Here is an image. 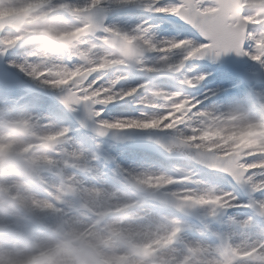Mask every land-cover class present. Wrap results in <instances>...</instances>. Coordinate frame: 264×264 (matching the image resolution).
Instances as JSON below:
<instances>
[{
	"label": "snow or ice",
	"instance_id": "6c2138e0",
	"mask_svg": "<svg viewBox=\"0 0 264 264\" xmlns=\"http://www.w3.org/2000/svg\"><path fill=\"white\" fill-rule=\"evenodd\" d=\"M14 3L17 7H26L27 12L10 22L0 23V58L12 49L23 50L22 62L13 61L10 67L36 82L40 88L58 92L60 102L69 113H76L83 107L87 119L94 122V130L99 136H105L112 130L126 129L156 130L169 134L170 143L161 145L165 151L186 155L198 166L225 174L250 196L248 204L241 205L231 192H218L211 187L201 189L200 182L192 180L190 171L182 172L179 179L159 173L164 183L153 186L152 181L157 179V175L149 170L137 173L135 170L118 169V174L128 180L127 186L132 189L122 211L140 205L153 207L152 202L158 201L160 206L174 208L179 213L207 209L209 216L216 217L221 210L246 207L251 208L256 216L264 218V199L251 198L256 193H264V150L259 149V142L253 141L249 149L233 153L198 138L205 131L203 125L206 122L228 120L238 121L243 126H259L264 125V116L253 117L243 105L230 107L228 111H201L198 102L187 94V90L198 86L205 76L189 78V75L182 72L187 62L201 60L205 56L218 60L229 53L248 57L264 67V0H86L82 5L69 0H14ZM100 6L107 9L137 7L150 14L176 17L189 29L199 33L202 42L188 37L158 40L152 34L151 27L145 26L147 22L130 31L115 25L105 26L92 14V10ZM65 17H72L79 23V27L87 29L106 46L118 47L120 59L110 69L94 70L96 61L86 60V54L79 52L71 41L57 42L55 33L69 31V20ZM60 25L65 27L61 28ZM57 43L67 49L69 61L73 55H79L81 62L66 63L65 53L61 52ZM181 49L182 58L172 62L174 50ZM29 52L39 53L44 63L29 59ZM151 57L157 58L153 60ZM49 59L51 63H48ZM109 72L114 78L106 82L105 73ZM134 72L148 75L150 79L138 82L136 86L125 87L120 83ZM61 74L79 78L59 83L57 78ZM161 78L179 81V86L173 91H167L165 85L157 83ZM149 90L155 97L183 100V111H177L171 118L166 117L165 124L159 128L117 127L124 121L151 119L143 110H138V115L128 110L133 104L144 107ZM102 93L108 99H98ZM109 105L124 111L118 116L104 119L103 112ZM33 108L34 105H26L19 110L4 109L2 112L6 118L0 119V143H13L12 150L0 153V174L8 178L6 182L0 183V193L6 195V199H0V206L9 203L17 206L15 209L4 210L3 227L6 231L0 233V264H130L132 256L141 255L140 247L131 237L124 239L119 246H110L107 242L101 244L95 239L97 226L113 213L108 209L90 207L82 193H95L98 196L105 191L102 186L84 188L74 176L64 178L61 173L57 191L64 188L65 184L72 185L70 200H63L61 195L38 199V192L28 196L23 194L24 188L31 186L37 189L45 183L46 178L41 177V172L53 166L51 160L35 155L34 145L18 143L11 136L12 131L17 129L31 133L36 123L50 119L33 115ZM194 122L200 126L194 127ZM42 127L50 130L45 134V139L67 142L70 131L68 127H59L52 122L43 123ZM52 147L54 150V144ZM63 154L82 161L73 164V168L85 173L92 171L90 162L83 158V149L80 154ZM188 184H196L197 187L189 188ZM173 185L184 187L177 191H165ZM158 193H163V197L158 196ZM61 205H70L72 211H66ZM21 210L32 220L17 223L25 221ZM81 215H87L89 219L96 217L93 225L81 226ZM162 217L173 226L174 238L184 243L190 253L204 248L221 257L231 254L225 264L257 261L264 264V230L255 239L233 245L231 236L220 235L217 237L218 242H215L205 229L206 234L201 239L185 243L181 235L185 227L182 222L174 215ZM45 221L52 223L46 224ZM232 223L240 229L254 225L251 218L239 222L233 220ZM104 231L109 236L120 235V230L113 224H107ZM20 241L25 242L22 248L18 247Z\"/></svg>",
	"mask_w": 264,
	"mask_h": 264
},
{
	"label": "clouds",
	"instance_id": "9594fccd",
	"mask_svg": "<svg viewBox=\"0 0 264 264\" xmlns=\"http://www.w3.org/2000/svg\"><path fill=\"white\" fill-rule=\"evenodd\" d=\"M26 12L27 8L15 6L14 0H0V23H7L14 18L22 17ZM60 27L63 28L65 26L60 25ZM67 27L69 31L55 33L57 42L61 40L71 41L79 52L86 54V60L96 61L94 70L110 69L116 60L120 59L118 47L106 46L105 43L94 38L87 29L79 27V23L76 20L68 21ZM10 43H15V41H10ZM57 47L60 48L61 52L65 53L64 59L66 63L81 62L82 58L79 55H73L69 61L67 59V49H64L59 43H57ZM28 57L29 59L34 58L36 63H44L39 53L29 52ZM51 62V59H49L48 63ZM105 76L106 82L114 78L110 72L105 73ZM77 78L79 77H68L67 75L61 74V77L57 78V82L64 83L68 82L69 79L74 80ZM107 90L106 88L105 92ZM99 98L108 99L103 93ZM145 99L146 104L142 110L151 119L142 120L139 123L124 121L117 125V127L124 128L125 125H135L139 128H159L165 124L166 117L171 118L177 111H183L185 107V103L181 99L155 97L151 94L150 90ZM43 123V121L36 123L31 133H25L19 129L13 130L11 133L14 141L34 145L36 156L44 157L53 162V166L50 169L46 167L41 172V177H45L46 174L50 173L54 177V180L40 184L37 189H33L31 186L26 187L23 189V194L28 196L38 192V199H51L57 195H61L63 200L68 201L71 199L70 188L72 185L65 184L64 188L60 189L59 192L57 191L61 183V173L64 178L74 176L84 188H91L95 184L86 186L81 180L79 172L72 174L69 170L76 169L72 165L82 161L75 160L71 156L63 154L72 152L80 154L83 148L74 143H69L68 139L66 143L45 139V134L50 130L43 128ZM209 124H213L214 126H209ZM193 126L199 127L200 125L194 122ZM203 127L205 131L201 132L198 137L202 142L210 143L214 146L223 145L222 147L224 149L235 153L249 149L253 141H258L259 149L264 150V125L243 126L238 121L217 120L206 122ZM53 144L54 150L52 147ZM12 148V142L0 143V153L9 152ZM93 157V154L83 149V158H86L90 162V167L92 168V171L88 173L95 177L98 176L99 169L92 165L91 162L96 160V157ZM139 172L141 171H137V173ZM153 173L157 175V179L152 181L153 186L156 184L162 185L164 180L159 178V173ZM16 178L20 179L21 177ZM121 183L124 184V190H120L116 186L105 188L101 185L105 191L98 196L95 193L91 195L82 193L90 207L98 210L108 209L113 213L104 223L97 226L98 230H95V239L99 243L104 244L107 242L110 246H119L124 239L131 237L133 242L140 247L141 255L132 256L130 258V264H149V261L151 264H225L231 258V254L227 257H221L204 248L191 253L188 252L184 247V243L174 238L173 226L165 221L162 215H159L153 208L147 205H140L122 211L124 203L132 194V189L127 186L129 182L126 178L123 177ZM0 199H6V195L0 193ZM61 206L65 207V210L68 212L72 211L70 205ZM7 207L15 209L17 206L9 203ZM21 211L23 215L29 216L23 210ZM95 219L96 217L89 219L87 215H81L79 217L81 226L91 227ZM107 224L117 226L120 230V235L109 236L108 232L104 231ZM246 240L248 239L241 240L240 243H236L235 241H232V243L233 245L243 244ZM192 241H185V243H192Z\"/></svg>",
	"mask_w": 264,
	"mask_h": 264
},
{
	"label": "rangeland",
	"instance_id": "374dc122",
	"mask_svg": "<svg viewBox=\"0 0 264 264\" xmlns=\"http://www.w3.org/2000/svg\"><path fill=\"white\" fill-rule=\"evenodd\" d=\"M124 9L129 11L130 9L134 14L139 15V17H143L142 14L145 12L142 8L137 7H130V8H112L107 9L103 7H97L96 9L92 10V14L95 16L97 20H100L104 25L107 23L108 15L116 14L120 12L119 10ZM139 13V14H138ZM66 19L72 17H65ZM152 22H158V25L155 24L156 29L158 32H161V27L159 26L162 24L164 25L163 31L165 33L170 34L171 36L176 35V31L180 32L179 37H188L194 41L202 42V38L200 37L199 33L194 32L193 30L189 29L187 25H184L182 21H180L176 17H165L152 14ZM177 25L179 27H174ZM106 26V25H105ZM185 33V34H183ZM190 33V34H187ZM167 37L169 35H166ZM158 39V38H157ZM162 39V37H161ZM246 47V46H245ZM176 53H172L171 60L172 62H177L182 58L183 50H175ZM174 54V55H173ZM18 55H23V50L21 49H12L8 54H6L3 58H11L12 56L18 57ZM3 58L0 63V90L4 91V93L9 92L8 94L15 95L16 93L20 96L28 97L26 100L23 99V103L31 102V105H34L33 114L36 115H45V111L47 112L50 119L43 121L44 123H49L53 121V114L55 112L56 116L64 117L60 127H68L70 129L68 133V141H74L77 145L83 146L87 151L93 154L96 157V160L92 162V165L97 168L99 167L100 175L105 177L106 184L111 188L113 186L118 187L120 190H124V184L121 183L123 180V176H118V169H125V170H135L139 171V168L135 167V169L127 166L128 164H134L136 162H141L138 157L146 158L149 162L153 164H161L165 166L167 170L171 169L169 173H165L167 175H171L176 178L182 177V172H184V167L186 169H190L193 171V179L199 180L200 185H205L207 187H211L216 189L218 192H231L236 198L237 203L241 205L248 204L250 200L249 193L237 185L235 182H231L225 174L216 173L210 171L206 168L199 167L192 162H188L186 160L187 156L177 155V159H169V160H162L160 155L155 153L149 152L148 150L140 149V148H130L123 147V145H119L118 143L106 140L96 134H92L90 132H85L81 130V128L77 124V120L80 119L83 113L86 111L83 107L76 113H69L62 103L59 100V93L54 92L52 90H46L39 87V85L23 75V73L19 72L16 69L10 67V64L6 61H3ZM152 58V57H151ZM150 58V59H151ZM190 67V68H189ZM189 69L198 70L201 73L208 72L210 70H217L222 75L225 76L226 80L228 81L225 86H229L232 84L241 85L246 90V99L248 100L247 103L249 105V111L254 112L257 118L264 116V67H262L259 63L252 61L248 57H236V58H224L220 57L218 60H213L211 56H205L204 59L201 60H193L191 62H187L185 65V69L182 72L188 71ZM180 75V74H176ZM150 77L143 73L134 72L130 76L127 77V80H130L131 86H136L138 82L147 81ZM157 83H165L166 86L170 88V90H174L176 87L179 86V81L176 80H169L166 78H161L157 81ZM190 91L194 90L193 88L188 89ZM19 92V93H18ZM224 92L221 91V93ZM224 94V93H223ZM224 96V95H223ZM209 97V96H208ZM200 97H196L199 99ZM211 98V97H209ZM123 102H114V104H122ZM238 103V102H237ZM3 103L0 100V106ZM199 104V103H198ZM18 105V104H17ZM20 105V104H19ZM27 105V104H25ZM45 107L50 108V110H45ZM203 107V104L199 106L200 110ZM19 107H17L16 110ZM124 110L120 107H115L114 105H109L104 110L103 114L106 112L116 111V110ZM143 109V106L136 105L130 106L128 110L132 111L134 114H138V110ZM219 110V109H218ZM41 114V115H40ZM0 113V119H5L6 117ZM43 117V116H41ZM139 123V122H137ZM124 128H139L135 125L127 126L125 125ZM138 130V129H137ZM116 131V130H114ZM121 132H117L118 136H124L123 138L129 139L134 141L135 144L140 143H147L144 142L140 135L134 131V129H126L120 130ZM147 132H153L156 130H143ZM158 132V131H156ZM115 134V132H113ZM112 133V134H113ZM111 134V133H110ZM165 134V133H162ZM169 135V134H165ZM170 136V135H169ZM80 146V147H81ZM148 146V145H147ZM117 148L119 153L125 158L124 161L117 160L118 157L113 154V149ZM169 153V152H168ZM174 153H177L174 151ZM136 161V162H135ZM166 170V169H165ZM166 170V171H167ZM72 174L79 172L80 178L83 182H91V183H98V179L100 177H93L90 173H85L80 171L79 169H70L69 170ZM3 174H0V180L4 178ZM46 182H52L54 177L49 173L45 176ZM1 182V181H0ZM189 188L195 189L197 187L196 184H188ZM184 187V186H183ZM182 188H179L181 190ZM165 191H174V188L169 186L168 189ZM251 198L253 199H264V193H256ZM152 205L156 213L162 216L173 215L170 212L168 213L165 211L163 206H160L157 201H153ZM5 208H8L7 205L0 206V233L6 231L3 227L5 224ZM241 211H234L238 217L241 219L239 221H243L245 219H253L254 225L259 227L260 231L264 230V218L256 216L254 211L251 208L246 207H239ZM11 210L10 208H8ZM239 212V213H238ZM232 212L230 209L221 210L218 212L216 217H211L208 215L207 209H198L197 214L194 217L186 218V217H178L175 215L177 219H179L182 224L185 226L182 233H187L191 235L190 237L198 240L204 236L205 229H207V234L211 236V239L215 242H218L217 237L220 235H229L230 228L232 225V219L228 216ZM32 217L25 216V221H18L17 223L23 224L26 221H31ZM238 221V222H239ZM48 221H45V223ZM234 229L238 228L235 227ZM25 242L20 241L18 247H24ZM249 264H259V262H249Z\"/></svg>",
	"mask_w": 264,
	"mask_h": 264
},
{
	"label": "bare ground",
	"instance_id": "6f19581e",
	"mask_svg": "<svg viewBox=\"0 0 264 264\" xmlns=\"http://www.w3.org/2000/svg\"><path fill=\"white\" fill-rule=\"evenodd\" d=\"M69 2L78 3V4L82 5V4L86 3V0H69ZM101 7L106 8L105 6H101ZM117 9H119V8H117ZM119 11L120 12H118L116 14L108 15L107 23L105 24L106 26L115 25L117 27H120L123 30L130 31L131 29L135 28L136 26L144 24L145 22H147V24L145 26L151 27L152 34L155 35L156 38H158V40H160L161 37H162V39H172L174 37H179V33L180 32H178V31H176L175 32L176 35H173V36H171L168 33H165L162 30L163 27H164V25H162V24L159 26V28L161 27V32H158L156 30L158 28L155 27L156 26L155 24L158 25V22H155V21L152 22V20H151L152 19V14H150V13H147L146 15L144 13V14H142L143 17H139V15L134 14L131 9L129 11L121 9ZM159 16H161V15H159ZM68 20L69 21H73L74 19L71 20V18H69ZM183 34H185V33H183ZM187 34H190V33H187ZM166 35H169V36L167 37ZM182 38H184V37H182ZM174 53H176L175 50H174ZM22 56L23 55H20V56L18 55V57L12 56L11 58H7V59L5 57V58H3V61L8 62L9 64H11V62H13V61H15L17 63H20V62H22ZM156 58L157 57H152L151 59L154 60ZM1 60L2 59H0V63H1ZM185 73L187 75H189V78H192L195 75H203V76H205V79L198 86L193 88L194 90H192V91L187 90V94L191 98H193L195 101H197L199 103L198 107L203 104V107H201V109H203V111H212L214 109H216V110L219 109L218 111H228L230 107H233V106H236V105H243L246 109L249 110V105L247 103L248 100L246 99V90H245V88L242 87L241 85H236V84L225 86V84H227L229 80L227 79L228 80L227 81L225 76L222 75L217 70L213 69V70H210L208 72L201 73L198 70L189 69L188 71H185ZM121 84H123L125 87L131 86L130 80H127V79L122 81ZM160 84L165 85V83H160ZM165 90L172 91V90H170V88L168 86L165 87ZM223 90H224V92L221 93V91H223ZM8 93L9 92L4 93V91L0 90V100L3 103L0 106V113L3 114L4 116H5V114L2 112V110H4V109H13V108L17 109V107H19L18 109H21L24 106H26L25 104H27V106H32L31 102H29V103H23L22 102L23 99L26 100L28 97L20 96L17 93L15 95H11V94H8ZM208 96L211 97V98H209ZM196 97H200V98L196 99ZM136 105H138V104H133L131 106H136ZM47 109L50 110V108L45 107V110H47ZM121 111L122 110L118 109L116 111L106 112V113L103 114V118L104 119H109L110 117L118 116V114ZM52 114H53L52 117L54 119L51 122L52 123H56L60 127L61 125H59V124H61L63 119H65V118L56 116L55 112H52ZM84 114L87 116L86 112ZM250 114L253 117L257 118V116L254 114V112L250 111ZM36 115H37V113H36ZM41 116L50 118L46 111H45V115H41ZM1 119H2V117H1ZM45 122H46V120H45ZM69 143L76 144L74 141H69ZM81 148L85 149L83 146H81ZM85 150L87 151V148ZM113 154L118 157L117 160L124 161L125 158L123 157V154L121 155L119 153V151L117 150V148L113 149ZM138 159L141 162H139V161L136 162L135 161L136 163H134V164L133 163L130 164V165L128 164L127 165L129 167L128 169H131V168L135 169V167H137V168H139V171L149 170L151 172H157V173H169L171 171V169H169V171H168L167 168L165 166H162L161 164H157L156 165V164H153L152 162H149V160H147L146 158H143V157L141 158L139 156ZM97 168L99 169L98 166H97ZM183 169H184V171H190L192 173V180L199 181V180L193 179L194 173H193L192 170H190L189 168L186 169L185 167ZM102 175H105V173H102L101 175L97 176V177H100L98 179L99 180L98 183L95 184L94 182L93 183L84 182L85 185L89 186V185L95 184L97 186H101L102 185L105 188H110L108 186V184H106V182H104L105 181V179H104L105 177H102ZM7 179H8L7 177L2 178L0 180L1 181L0 183L6 182ZM171 187L174 188V191H177V190H179V188H182L183 185H173ZM199 187L201 189L206 188L205 185H199ZM229 209H230V211L232 213L229 214L228 216L232 220L239 221L241 218L238 217L233 212L236 211V210L237 211H241V210H239L240 208L239 207H233V208H229ZM51 223L52 222H50V221L46 222V224H51ZM259 232H260V229L257 226H253V227L248 228V229H240V228L234 229V225H232V227L230 228V231H229V236H231L232 241H235L236 243H240L241 240H244V239H248V240L255 239ZM181 235L183 236L185 241L195 240V239L191 238L190 237L191 235H189L187 233H184V234H181Z\"/></svg>",
	"mask_w": 264,
	"mask_h": 264
},
{
	"label": "water",
	"instance_id": "95a60500",
	"mask_svg": "<svg viewBox=\"0 0 264 264\" xmlns=\"http://www.w3.org/2000/svg\"><path fill=\"white\" fill-rule=\"evenodd\" d=\"M222 56H224L225 58L226 57H228V58L236 57V55L234 53H229V54L222 55ZM78 123L84 130L96 133V131L94 130L95 129V124L93 123L92 120L87 119L86 115H83L79 119ZM136 132L140 135V138H142L143 141L147 142V143H144V144L140 143V144L137 145V144L133 143L135 140L131 141L129 139L123 138L124 136L122 137V136H116V135H110V134H107V135L102 136V137H104L106 139H109V140H112V141H115V142H118L120 144H123V146L125 145V146H130V147H133V148L145 149V150L157 153L160 156L165 157V158H175L176 157L175 156L176 154L174 152L168 153L161 146L162 144L170 143V140H171L170 136H165V135L161 134L160 132H144V131H136ZM228 178L231 181H233L230 177H228ZM157 195L163 197L162 193H158ZM167 208L169 210L173 211L174 213H176L178 215H181V216H188L189 217V216H194L197 213V210H194V211H192L190 213H179L174 208H169V207H167Z\"/></svg>",
	"mask_w": 264,
	"mask_h": 264
}]
</instances>
